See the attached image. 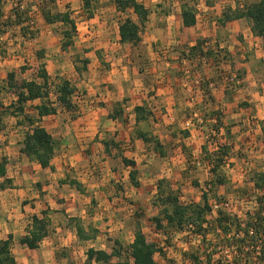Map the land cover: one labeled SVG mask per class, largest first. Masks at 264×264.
I'll return each instance as SVG.
<instances>
[{
	"label": "rangeland",
	"instance_id": "1",
	"mask_svg": "<svg viewBox=\"0 0 264 264\" xmlns=\"http://www.w3.org/2000/svg\"><path fill=\"white\" fill-rule=\"evenodd\" d=\"M159 1L140 0L139 2H142L150 11L154 9H160L162 12L172 11V1L161 0V3L158 5L157 2ZM257 1L219 0L218 2H221V4L217 2V10L220 9L222 14H230V11L235 8L251 5ZM91 2L92 13L98 17L94 21H90L92 17H89L88 12L84 9L80 0H1L0 102L4 106H7L10 100H12L2 90V87L7 81V74L14 71L17 80H32L33 69L39 70L37 66L33 67L32 64H36L37 60L34 54L37 57H41L42 49H40V44L37 42V33L40 28L44 31V26L45 28L49 26L46 23L44 13L55 15L67 12L75 24V31L71 33L72 46L65 50L66 61L69 64L77 63L78 67L75 66V69L83 70L82 62L90 56H95L94 66H91L93 70L101 67L102 71H106L109 70L110 63H114L113 68H115L119 63L123 62L126 65L125 62L130 61L131 64L129 66L133 71L132 74L136 76L138 74L137 70L143 66L144 61L146 65L148 64V58L151 57V50L147 51L141 46V48L131 44L119 45L117 47L111 46L110 49H107V53L101 49L100 44L103 41H107V44L117 43L116 26L114 25L115 19L111 17L117 10L115 7L108 8L113 4L111 0H91ZM213 2L214 0H183L179 4L181 7V3H186L193 8L198 6L195 10L202 12L205 8V3L207 5ZM102 12H107V17L109 18H99L103 16ZM122 17L120 22L131 17L136 20V16L131 11H127ZM6 21L8 23H5ZM50 29L55 31V34H61L62 36L64 30L70 32L71 28L67 25L57 23L53 27L49 26ZM214 39L217 40V37H213L208 42L211 46L205 45L204 47L207 51L211 48L210 50L216 54L215 58L211 57L205 65H202V62L196 60L192 75L191 73L190 75L184 74V67L179 66L180 64L174 73L170 74L171 76H176V78L182 77V79L187 76L196 77L199 74L197 81H200L201 87L203 86L201 89L204 92L205 100L208 102V105L206 104L205 106L206 108L202 109L204 101L197 103L195 98L201 93L196 91V89L199 90V87L194 85V89L192 86H187L182 91V94L188 95V101L184 100L183 97L181 106L189 109V113L185 112L186 114L183 117L177 116V119L172 114L174 119L171 121V115L164 114L162 103L157 104V107L155 106L157 110L154 112L150 121L142 122L135 126L132 131L133 138L139 142L137 143L139 146L135 145L136 147H134L132 140L127 141V143L125 142L126 147L125 149L123 148V152H129V154L135 152V154H138L137 158L131 155L132 157L129 156L130 159L127 160L134 161L133 159L136 158L141 167L146 166L141 172L146 173L148 171L147 174L152 172L155 178L160 176L162 180L167 181V184L170 186V191L178 197L180 203L184 205H202L201 192L202 190H207V182L215 179L210 173V166L203 160L205 155L202 148L205 146L208 152H213L218 148L217 143L226 142L225 144L230 148L229 158L226 159L225 164L220 168V173L226 178V184L224 186H217L215 189L208 188L209 191H207L211 205V213L206 215V220L210 223L204 224V228L208 229L206 239L202 240L200 235H195L192 230L186 228L181 230L170 229L167 232L156 231L154 225L150 222V218L158 212V209L153 205L157 188L154 189V186L152 187V181L150 179L148 181L143 179L142 181L146 183L143 192L136 191L134 188L131 190L124 189L125 184H127V187H129L128 185L131 187L133 185L129 180L128 173H125L123 168H120L122 170L118 172V178L107 180V193H103L107 207H111V210L107 209V227H105L107 233L102 232L103 228H101V233H105L110 237H108L106 244L100 241L98 244H95V248H100L101 246L108 252H111L113 241L118 240L120 242L123 260H125L128 246L133 240V234L136 229L135 222L139 219L145 235L149 240L155 242L163 249L162 254L155 255L156 262H159V264H194L191 258L193 256L199 258L200 264L244 263L245 259L240 260V257L236 253L234 242H225V238L228 239L236 236L234 232L235 228L231 226L232 231L226 237L216 225V219L218 217V211H222L229 216L232 222L238 220L241 224H245L248 222L250 214L253 216L258 208L257 199L261 195V192L254 188L251 180L255 174L264 173V105L257 106L258 108L255 109L245 99H247L248 95L251 97H253V94L264 95V87H261V84H264V61H262L264 60V44L261 40L258 41L260 45L259 49H257L261 53L258 52L257 55L248 53L244 55L251 57L250 59L245 58L244 62L247 63V70L256 67V76L253 75L248 81H243V74H241L239 77L237 75L234 76V81H230V75L233 71H229L230 68H226L229 61ZM59 43L60 45L62 44V39ZM157 46L158 49L153 50H156L158 57L161 58V56L168 55L166 46L159 44ZM184 48H181V50ZM84 50H91L92 53L86 55ZM95 52L99 53L98 57L95 55ZM161 61L166 62L167 59H162ZM204 68L209 70L207 75L202 74ZM72 71L74 73V70ZM239 71L242 72L241 69ZM65 77L66 73L63 75L62 71L57 70L53 75L48 76L47 89L50 94L49 102L54 100L57 84L61 80H65ZM226 77L228 78L227 81H225ZM253 77L259 81H254L255 85L250 86L249 84L253 83ZM38 82H42L41 79H38ZM210 83H212V88L208 86ZM223 85H226V88ZM216 88L223 90L226 95L223 96L224 99L234 104L229 107L230 121H235L233 124L230 121L223 120L225 118L223 112L218 107L219 104H214L215 101L210 95V92ZM186 89H188V92ZM206 90H208V94H206ZM196 93L198 94L197 96H195ZM83 94V92L79 91L75 93L73 99L75 106L82 100ZM120 104L117 103L116 106ZM225 109L226 107H224ZM73 111L76 110L74 109ZM218 116L222 118V124L225 127L231 125V137L229 139H227L224 126L220 128L219 133L213 132L210 128L212 124H215ZM155 118H157L156 121ZM260 118H263V120ZM158 121L160 126L156 124ZM139 131L147 132L156 139L163 147L162 154L157 152L153 142L144 143L140 141L136 133ZM185 132L188 133V137H185ZM141 154L144 155V158L140 157ZM108 165L107 172L111 169V164L107 163ZM94 173L97 175L96 172ZM74 176L77 177V175ZM107 178L109 179L110 177ZM125 181L127 183H124ZM95 182L98 183V179ZM195 184L199 187H195ZM44 213H46L45 216L39 213V218L45 217L51 223V225L49 224V235L51 238H54L57 235L55 228L62 229L61 222L65 223L66 221L60 213L58 217L54 216L55 211L46 210ZM64 232L62 233L60 230L59 235L62 238L63 236L67 238V242H64L65 244L62 246H57L55 254L51 258L54 263L97 264L95 262L89 263L86 257V251L90 248L91 243H82L77 239L71 240L69 239V230L66 229ZM240 236H243V234L240 233ZM49 240L48 242H50ZM52 246L55 247V245ZM48 248H51V246L49 245ZM11 249L18 259L17 264L43 263V260L37 259L36 252L31 253L27 250H21L19 246L11 247ZM209 255L212 256L211 262L206 263L207 256ZM257 255L258 253L249 259V264H261L257 262ZM51 259L48 261H51ZM32 261H35V263H32Z\"/></svg>",
	"mask_w": 264,
	"mask_h": 264
},
{
	"label": "crops",
	"instance_id": "2",
	"mask_svg": "<svg viewBox=\"0 0 264 264\" xmlns=\"http://www.w3.org/2000/svg\"><path fill=\"white\" fill-rule=\"evenodd\" d=\"M170 1H172V11L149 10L148 21L143 28L140 35L141 41L137 46L147 51L151 50V57L148 58L147 65L144 61L143 66L137 70V76L132 74L133 71L129 66L130 61L125 62L126 65L123 62L119 63L115 68H113L114 63H110L109 70L106 71H102L101 67L93 70L91 66H94L95 56L87 58L89 63L86 65L85 70L75 69L77 63L69 64L66 61L65 50H62L59 43L62 39L61 34H55V31L49 30V26L53 27L57 23L48 24L47 28L44 26V31L41 28L39 29L37 42L40 44V49H42L41 57L34 54L37 60L36 64H32L33 67L37 66L39 69H45L48 76L53 75L56 70L62 71L63 75L66 73L65 80L71 83L75 93L79 91L84 94L82 100L75 106L76 111L56 107L54 114L42 117L38 123L51 134L56 142L55 153L50 162L53 170L44 169L35 162H29L20 152L27 129L24 126H18V119L13 116L0 117V159L2 157L8 158L6 179L11 182L10 186L6 185L4 189L0 188V241L6 240L8 235L11 234L13 237L12 247L19 246L21 250H27L31 253L36 252L37 259L43 260L42 264H56L51 258L55 254L57 246H62L65 244L64 242H67V238L60 237L59 231L61 230L63 233L66 229L69 230V239L76 240L75 229L69 226V220L79 218L85 226L90 225L99 232L95 241H89L91 243L90 248H95V244L100 241L106 244L108 237H110L105 234L107 233V229L105 230V227H107V209L111 210V207H107L106 199L103 198V193H107V180L118 178L117 174L122 170L120 168H123V171L129 174L132 168L126 165L123 159H130L129 156L136 158L138 156L135 152L132 154L123 152L127 141L133 140V146H139L137 144L139 142L134 140L132 133L135 128L134 107L144 105L154 114L157 110L155 106L162 103L164 114L171 115L170 119L172 118L171 121H173L172 114L177 119V116L183 117L186 114L185 112L189 113V109L181 106L183 97L184 100L188 99V95H183L182 91L187 86L194 88V85L199 87V90L196 89V91L201 92L200 95L197 93L195 95H198L195 97L197 103L204 101L202 109L206 108V104L208 105L201 89L203 86L196 84L199 74L196 77L187 76L184 79L170 75L174 73L179 64V66L184 67V74L190 75L191 73L192 75L193 73L196 60L191 63V61L181 58V48L195 46L198 41L202 40H208L209 42L213 37H217V40H214L229 61L226 68L233 71L231 75L239 77L243 74V81H248L250 77L255 75L256 67L247 70V63L244 62L245 58L250 59L251 57L244 55L261 53L258 50L260 45L258 41L261 39L252 34L251 24L247 19L221 23L223 14L220 9L217 10L219 0H214L213 3L207 5L205 3L204 12L196 11L194 26L184 28L179 4L183 0ZM157 3L159 5L161 0ZM218 3L221 4V2ZM110 7H115L117 10L111 16L115 19L117 43L107 44V41H103L100 45L106 53L111 46H123L119 42V25L122 23L120 20L125 13L119 11L115 4L110 5L108 8ZM102 14L103 16L99 18H109L107 12H102ZM96 18H98L97 15H93L90 21H94ZM130 19L136 21L132 17ZM208 42L205 45H210ZM157 44L167 47L168 55L161 56L163 60L167 59L166 62L161 61L162 59L156 54ZM240 69L242 72L239 71ZM72 70H74V73ZM208 73L209 70L204 68L202 74L207 75ZM183 81L184 83H182ZM254 81L259 80L254 78L253 83L249 85H255ZM223 86L226 88V85ZM261 87H264V84H261ZM211 92L210 95L215 101L214 104H219L218 107L223 112L225 118L223 120L229 122V107L234 104L224 99L223 96L226 95L223 90L216 88ZM245 101L256 109L257 106L264 105V95L253 94V97L248 95ZM117 103L121 104L116 106ZM39 104V101L28 102L25 106L26 113L37 118L35 106ZM52 106L55 107L54 104ZM224 107H226L225 110ZM114 109L121 112L123 116L112 118ZM260 119L263 120V118ZM156 120L157 118H155ZM177 122L179 123L178 120ZM234 122L230 121L231 124ZM156 124L160 126L159 121ZM110 142L112 144L107 147V143ZM140 157L144 158V155L141 154ZM136 158L132 159L136 162L135 169L138 171L139 186L131 187L128 185L129 187H127V184H125L124 189L131 190L134 188L136 191L143 192L144 185H146L142 181L143 179L145 181L150 179L152 187L154 186V189H156L157 183L162 177L155 178L152 172L148 174V171L146 173L141 172L146 166L141 167ZM107 163L111 164V169L109 168L108 172L109 165L107 166ZM74 175H77V177ZM66 178L81 183L85 193L80 194L69 185L62 184L61 182ZM97 179L98 183L95 182ZM3 182L4 179H0V185ZM46 210L55 211L54 216L57 217L60 214L63 215L66 222H61L62 229L56 227L57 235L51 238L49 235V224L51 225V223L48 222V234L41 242L39 249L29 250L20 245L19 239L26 235L32 217H39V213L41 214ZM101 228H103L102 232L105 233H101ZM142 231L144 230L142 229ZM47 245H50L51 248H48ZM52 245H55V247ZM95 249L110 253L101 246ZM12 253L17 264L18 259L13 250ZM50 259L51 261H48ZM32 263H35V261H32Z\"/></svg>",
	"mask_w": 264,
	"mask_h": 264
},
{
	"label": "trees",
	"instance_id": "3",
	"mask_svg": "<svg viewBox=\"0 0 264 264\" xmlns=\"http://www.w3.org/2000/svg\"><path fill=\"white\" fill-rule=\"evenodd\" d=\"M84 9L88 12L89 17H93L92 2L91 0H80ZM117 9L126 13L131 11L136 16V21L126 18L119 25V42L121 44L137 45L140 43V35L143 32V28L148 21L149 10L139 0H111ZM1 3V0H0ZM196 10L188 4H183L181 7V18L184 28L194 26L196 23ZM222 22H228L232 20L247 19L251 24L252 34L260 38L264 44V0H258L251 5H244L241 8H235L230 11V14L223 13ZM46 23L55 24L61 23L62 25L69 26L70 32L64 30L62 32V44L63 50L72 46L71 33L75 31V24L70 19V15L65 13H58L52 15L50 13H44ZM5 23H8L7 21ZM6 25V24H5ZM208 40L198 41L195 46L185 47L180 51V57L191 61L196 60L197 56H205L210 59L215 58L216 54L212 50H206L204 52V46ZM187 50V54H185ZM86 55L92 53L91 50H84ZM95 55H99L95 52ZM89 60L86 58L83 60V69L85 70ZM32 80H17L15 72L11 71L7 74V81L5 82L2 90L6 95L10 97V102L7 106H4L0 102V117L5 115L13 116L17 118V125L24 126L27 130L24 134L22 141L21 154L29 161L39 164L42 168H49L53 170L50 162L54 156L56 149V142L43 127L38 123L42 117L52 115L56 111V107H63L66 110L73 111L75 104L73 102L75 96V89L67 80H61L57 84V90L55 92L54 100L49 102L50 94L48 92V75L44 69H33ZM41 79L42 82L37 80ZM207 88V86H206ZM208 94V90H206ZM39 101L40 104L35 106L37 118L26 113V105L28 102ZM52 104L55 105L52 106ZM135 116V126L142 122H146L149 118L153 117V113L148 110L146 106H136L133 109ZM121 112L117 109L113 110L112 118L121 116ZM214 115V114H212ZM219 115V114H218ZM216 117V116H213ZM216 119V118H215ZM222 118L217 117L215 124L210 126L211 130L215 133L220 132L222 128ZM230 126L225 127L227 139L231 137ZM137 137L144 143H154L155 148L159 154H162L163 147L160 143L154 139L149 133L139 131L136 132ZM185 137H188V133H184ZM224 143H217V150L208 152L204 146L202 151L204 153V161L210 166V173L215 178L206 183L207 190H202L201 199L203 204H191L184 205L179 202L178 197L170 191V186L165 180H159L157 183V192L153 205L158 209L155 216L150 218V222L154 225L156 231H169L170 229L181 230L187 226H192V232L195 235H200L202 240L206 239L208 229L204 228V224L207 222L206 215L211 213V205L209 202L208 188L215 189L217 186H224L226 184V178L220 173V168L225 164L226 159L229 158V146ZM112 142L107 143V147ZM114 145V144H113ZM123 162L130 166L132 170L129 171V180L134 187H138L137 180L138 171L135 169V162L127 159H123ZM8 158L2 157L0 159V179H4L3 184L0 185L1 189L11 185L10 180L6 179ZM256 190L261 192L258 197V208L254 215L249 216L248 222L241 224L238 220L232 222L229 216L222 211H218V217L216 219V225L219 227L224 236L228 237L232 231V227L235 228L234 232L236 236L232 238H225V242H234L236 246V253L240 257V260H244L243 264H249V259L256 256L257 262L264 264V173H257L251 180ZM62 184L69 185L74 188L80 194L85 193V189L82 184L77 180L66 178L61 182ZM195 187H199L195 184ZM43 216L46 213H41ZM69 226L75 229V235L80 242L95 241L99 232L97 229L90 225H84L79 218H71L69 220ZM135 232L133 234V240L129 244L127 249L126 259L123 260L120 242L118 240L113 241V247L110 253L104 250H96L91 247L86 251V257L88 262H95L97 264H158L155 260V255L162 254L163 249L159 247L155 242L149 240V238L142 231L140 220L135 222ZM240 233L243 236H240ZM48 234V221L45 217L39 218L33 216L31 225L27 229L25 236L19 239V244L28 248L29 250H37L40 247L41 242ZM12 235H8L6 240L0 241V264H16L14 255L12 253ZM228 247V246H227ZM259 249V250H258ZM258 251V252H257ZM194 264H200L197 256L191 257ZM212 256H207L206 263L211 262Z\"/></svg>",
	"mask_w": 264,
	"mask_h": 264
},
{
	"label": "built area",
	"instance_id": "4",
	"mask_svg": "<svg viewBox=\"0 0 264 264\" xmlns=\"http://www.w3.org/2000/svg\"><path fill=\"white\" fill-rule=\"evenodd\" d=\"M204 50V52L206 51V48L205 49H203ZM188 52H187V50H185V54H187ZM196 60H198L199 62H202V65H205V64H207L208 62H209V59L208 58H206L205 56H197L196 57ZM235 75H230V81H234V77ZM228 80V78L226 77V80L225 81H227ZM196 84L197 85H200V81H196ZM208 86L210 87V88H212V83H210V84H208ZM192 226L190 225V226H187L186 227V229H190V230H192Z\"/></svg>",
	"mask_w": 264,
	"mask_h": 264
}]
</instances>
